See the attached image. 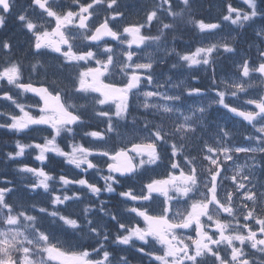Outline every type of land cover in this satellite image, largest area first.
I'll list each match as a JSON object with an SVG mask.
<instances>
[{
    "label": "snow or ice",
    "instance_id": "snow-or-ice-1",
    "mask_svg": "<svg viewBox=\"0 0 264 264\" xmlns=\"http://www.w3.org/2000/svg\"><path fill=\"white\" fill-rule=\"evenodd\" d=\"M16 2L0 0V27ZM242 3L229 2L219 20L206 22L196 18L198 0H144L132 19L124 0H28L16 14L28 37L25 52L17 58L12 41L0 40V100L19 111L0 112V129L42 137L43 143L17 140L5 159L32 149L43 166L18 164L19 186L0 178V264H130L127 255L114 259L111 245L132 247L149 264H264V180L256 177L257 169L264 176V92L250 93L264 85V2ZM182 25L200 36L194 50L175 46ZM253 26L257 39L238 52L241 30ZM146 48L155 52L142 62L137 50ZM50 54L57 72L46 73L39 86L25 81L24 57L35 59V72ZM228 55L236 57V71L217 79V57ZM170 60L171 69H184L192 80L211 69L210 84L190 86L157 73ZM27 93L39 98L28 106L39 115L20 102ZM89 104L98 123L77 141ZM214 106L248 131L246 143L235 142L232 127L209 111ZM58 137L70 143L62 148ZM48 153L76 171L71 177L46 171ZM239 154L252 163L237 164ZM83 174L99 175L104 185ZM129 179L145 182L136 191L125 186ZM114 185L124 189L121 210L91 199L117 193ZM18 191L45 204L13 199Z\"/></svg>",
    "mask_w": 264,
    "mask_h": 264
},
{
    "label": "rangeland",
    "instance_id": "rangeland-1",
    "mask_svg": "<svg viewBox=\"0 0 264 264\" xmlns=\"http://www.w3.org/2000/svg\"><path fill=\"white\" fill-rule=\"evenodd\" d=\"M25 1H26L25 5H27L28 0H25ZM87 2H90V1H87ZM64 3L70 4L71 1H66L65 0ZM124 3L126 5L125 15H126V17H129V19H132V17L129 16V14L137 12V10L139 9L140 5L142 3H144V0H124ZM231 3L234 6L246 7L245 5H243L242 0H231ZM220 7H221V5H219V4H217L216 2H213V1L212 2H207L206 0H198V5H197V8H196V18H198V19L202 18L206 22H216L217 20H219V16H220L221 12H223L222 10H220ZM224 7H226V4H224ZM23 8H24L23 3L16 4V9H17L18 12H20ZM217 14L219 15L218 17L216 16ZM102 18H103V15L101 14L100 19H102ZM165 22H167V20H165ZM17 27H18V29L16 30V32L13 33L11 41L14 42L13 43L14 50H17V52H18V54L16 55L17 58H20L22 56V54L25 52V50L27 49L28 37L24 34V31L21 30V27H20L18 22H17ZM254 27H256V26L244 29L242 35L239 37V39H238V41L236 43V47H237L238 52L240 50L247 51L248 50V44L251 43V42H254L257 39V38H254V39H251V40H247V38H246L247 34H248V31L252 30ZM181 28H182V30L177 32V35L179 37H181V39H178V40L175 41V46L177 47V50L178 51H182L186 47H189V46L194 50V48L198 45L199 41L198 42H193V41H194V39L196 37L200 40V36L191 29V26L185 27V26L182 25ZM155 34H156V32H155ZM169 36L170 37H168V39L171 42V34H169ZM137 51H139V50H137ZM149 52H155V50L152 49V48H146L143 51H141L142 54H146V53H149ZM156 54L161 55V53H155V55ZM251 54L253 56L255 55V48L251 49ZM24 58H27L28 61H29V66H26L25 67V71H24V76H25V79H27V81L31 80L32 82H34L33 77L36 74L39 75V74H42V73H44L46 71L53 72V73L57 72V68H56L57 61L54 58L53 54H50L49 56H45V57L40 58L42 63L45 65V67H40L38 65L37 66V70L35 72H33L32 69H31V64L35 62V59L32 58L30 55L27 56V57H24ZM234 59H236V57H233V56H230V55H228V56H218L217 57V65H221L222 67H225L226 65H229V66L233 67L232 61ZM173 60H174V58H173ZM173 60H170L168 64L162 65L161 69H160V73H166V74L172 75L173 76V82H177V81H179L181 79H184L186 84H188L190 86H196V87H202V88L205 87L206 85L210 84V82H211V69H209V71L207 73H205L203 70H201L198 73L199 80H192L190 77L187 76V73H186V71L184 69H180V68L171 69L170 66H171V63L173 62ZM225 71L226 72L224 74L223 73L222 74H217V79H219L221 76H223L225 74L230 73L228 69H226ZM64 75L65 76L67 75V71L64 73ZM116 77L119 79V68L116 69ZM261 92H264V85H261L259 83L256 84V87L254 89L250 90V93L253 94V95H255L257 93H261ZM245 98L246 97H244L242 95L241 96V101H238L237 103H241ZM19 100L22 103V101L25 100V96L19 97ZM83 103H85L84 100H83ZM3 104H4V108H5L6 112H9V110H10V112H13L11 110L12 106H11V104L9 102L6 104V101H3ZM87 108L89 109L90 112H87L86 115H87V117H89V118H91L93 120V122L85 124V128L88 127V129H85V130L89 131V130H94L95 129V125L98 123V121L93 116L90 104H89V106ZM215 108H216V106H214L213 109H210L209 111L213 112V115L215 116V118L220 123H227V124H230V125L232 124L234 129L245 130L239 124H236L235 119H231L230 118V114L227 117H225V115H224L225 111L223 109H220L219 111H216ZM15 111H16V109H15ZM140 112L142 114L143 110L141 109ZM165 123L167 124V121H165ZM44 135H47V133H45ZM82 135H83V133L81 134V136ZM235 138H237L238 140H244V138L241 137V134L238 131L234 132V139ZM60 139L61 138H59V137L57 138L58 144L60 142ZM35 142L43 143L42 137L36 138ZM81 142H83V141H81ZM244 143H246V142L244 141ZM67 144L68 143H66L64 141L62 145H63V147H65V145H67ZM30 150H31L30 153L33 154L34 157H35L36 151L32 150V149H30ZM9 151H15V148L8 149L6 151V153L9 152ZM6 153H5V156H6ZM27 155H28V153L25 150V154L22 157L18 158L16 160V162L24 163L25 162V157ZM47 155L53 157L52 162L50 163V165H52L53 167H55L57 169H60L59 170V174L62 171L69 172V175L71 177L72 173H74L76 171V170L72 169L71 166L64 164L60 157H55L54 154H52V153H48ZM243 156L245 157V155H241L240 157H243ZM34 157H33V159H34ZM37 162H38V165H39L38 167H42L40 162L39 161H37ZM239 164L242 165L243 163L240 161ZM229 170L232 171L231 168ZM105 171H106V166H105ZM54 172L55 171L53 169L52 170L50 169V173L54 174ZM83 175L86 178H89L92 181L98 182L99 180H102L99 175H95V174H92L90 176H89V174H83ZM148 175H151V174H148ZM76 178H79V177L77 176ZM129 181L133 184V186H130V187H133L136 191H139L141 183L145 182V180H143L141 183H139L135 179H131ZM0 186H3V185L0 184ZM100 186H103V185L101 184ZM225 187L227 189L231 190L232 186H225ZM17 197L27 199V202H28V197L29 196H25V194L22 191H18L17 192V196L13 197V199H15ZM160 199H163V197H160ZM31 200H32L31 202L30 201L28 202L29 204H31L33 201H36L38 203V206H43L44 203H45L43 197L32 196ZM101 200H104V192H101ZM129 203H131V202H129ZM122 208H123V205L120 204L119 206L116 207V210L119 211ZM142 223L143 222H141V225H142ZM54 230H56L57 235L60 237V239L64 238L63 231L61 229H54Z\"/></svg>",
    "mask_w": 264,
    "mask_h": 264
},
{
    "label": "flooded vegetation",
    "instance_id": "flooded-vegetation-1",
    "mask_svg": "<svg viewBox=\"0 0 264 264\" xmlns=\"http://www.w3.org/2000/svg\"><path fill=\"white\" fill-rule=\"evenodd\" d=\"M49 77H51V75H50ZM36 100H37V99H36V98H34V102H35ZM193 235H195L194 231H193Z\"/></svg>",
    "mask_w": 264,
    "mask_h": 264
}]
</instances>
